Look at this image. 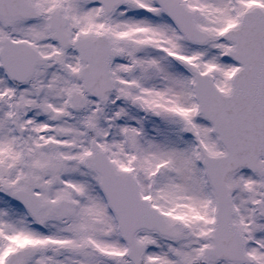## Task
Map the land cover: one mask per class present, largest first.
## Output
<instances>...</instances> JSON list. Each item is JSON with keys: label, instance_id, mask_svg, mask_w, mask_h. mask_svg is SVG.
Returning <instances> with one entry per match:
<instances>
[{"label": "snow or ice", "instance_id": "obj_1", "mask_svg": "<svg viewBox=\"0 0 264 264\" xmlns=\"http://www.w3.org/2000/svg\"><path fill=\"white\" fill-rule=\"evenodd\" d=\"M0 264H264V0H0Z\"/></svg>", "mask_w": 264, "mask_h": 264}]
</instances>
